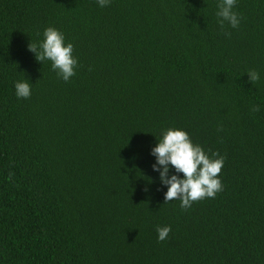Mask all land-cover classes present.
Returning a JSON list of instances; mask_svg holds the SVG:
<instances>
[{"label": "trees", "instance_id": "obj_1", "mask_svg": "<svg viewBox=\"0 0 264 264\" xmlns=\"http://www.w3.org/2000/svg\"><path fill=\"white\" fill-rule=\"evenodd\" d=\"M219 2L0 0V264H264V0L223 30ZM48 27L68 82L28 50ZM167 129L225 157L215 198L164 203Z\"/></svg>", "mask_w": 264, "mask_h": 264}, {"label": "clouds", "instance_id": "obj_2", "mask_svg": "<svg viewBox=\"0 0 264 264\" xmlns=\"http://www.w3.org/2000/svg\"><path fill=\"white\" fill-rule=\"evenodd\" d=\"M101 7L109 5L110 0H97ZM236 0H220L216 13L221 30L227 24L231 28H238L239 15L233 11ZM227 36L231 33L225 32ZM44 39L38 43H29L28 50L34 53L36 61L42 63L51 61L52 70L63 81L68 82L76 74L78 61L74 57V45L65 44V37L59 30L48 27L43 33ZM249 83L259 81V73L250 70L247 73ZM17 98L28 99L31 96V83L28 80L15 83ZM253 112L260 111L259 106L254 105ZM151 155L155 156L156 163L152 165L154 171L159 172L161 184L167 186L164 194V203L173 200L180 201L182 210H187L194 202L205 198H215L217 193L223 190L222 181L219 179L225 157L218 152H212L209 156L200 145H194L189 135L179 129H167L162 133V139L151 149ZM170 166L176 173H182L183 178L177 174H169ZM11 177V173L9 174ZM157 240L165 241L171 232L170 226L157 227Z\"/></svg>", "mask_w": 264, "mask_h": 264}]
</instances>
